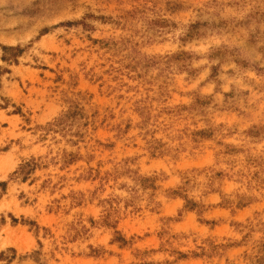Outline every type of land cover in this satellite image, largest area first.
I'll return each mask as SVG.
<instances>
[{
    "label": "rangeland",
    "instance_id": "374dc122",
    "mask_svg": "<svg viewBox=\"0 0 264 264\" xmlns=\"http://www.w3.org/2000/svg\"><path fill=\"white\" fill-rule=\"evenodd\" d=\"M0 264H264V0H0Z\"/></svg>",
    "mask_w": 264,
    "mask_h": 264
}]
</instances>
